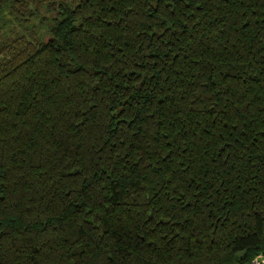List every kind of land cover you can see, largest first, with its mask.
<instances>
[{
  "label": "trees",
  "instance_id": "1",
  "mask_svg": "<svg viewBox=\"0 0 264 264\" xmlns=\"http://www.w3.org/2000/svg\"><path fill=\"white\" fill-rule=\"evenodd\" d=\"M261 252L264 0H0V264Z\"/></svg>",
  "mask_w": 264,
  "mask_h": 264
},
{
  "label": "built area",
  "instance_id": "2",
  "mask_svg": "<svg viewBox=\"0 0 264 264\" xmlns=\"http://www.w3.org/2000/svg\"><path fill=\"white\" fill-rule=\"evenodd\" d=\"M249 264H264V255L255 256Z\"/></svg>",
  "mask_w": 264,
  "mask_h": 264
},
{
  "label": "water",
  "instance_id": "3",
  "mask_svg": "<svg viewBox=\"0 0 264 264\" xmlns=\"http://www.w3.org/2000/svg\"><path fill=\"white\" fill-rule=\"evenodd\" d=\"M261 255H264V252H261Z\"/></svg>",
  "mask_w": 264,
  "mask_h": 264
}]
</instances>
